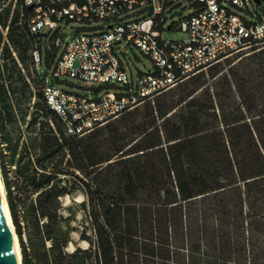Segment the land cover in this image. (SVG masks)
Here are the masks:
<instances>
[{
	"label": "trees",
	"instance_id": "16d2710c",
	"mask_svg": "<svg viewBox=\"0 0 264 264\" xmlns=\"http://www.w3.org/2000/svg\"><path fill=\"white\" fill-rule=\"evenodd\" d=\"M6 1L0 173L22 264H52L76 230L89 264H264V47L145 102L138 119L71 135L35 67L32 9L18 0L11 16ZM37 48L54 61L52 39Z\"/></svg>",
	"mask_w": 264,
	"mask_h": 264
},
{
	"label": "built area",
	"instance_id": "2783aa9c",
	"mask_svg": "<svg viewBox=\"0 0 264 264\" xmlns=\"http://www.w3.org/2000/svg\"><path fill=\"white\" fill-rule=\"evenodd\" d=\"M263 1L196 0L193 13L176 23L188 33L181 40L163 36L164 22L172 12L181 10L183 14L180 0L23 3L32 9L29 25L35 34L32 54L36 69L41 72L43 61L38 44L52 39L57 53L62 50L54 69L44 75L46 101L60 115L66 134L83 136L147 101L154 102L161 93L234 53L263 48L264 14L258 10ZM251 5L258 18L242 15L254 16ZM96 21L101 25L94 30L71 26ZM0 28L7 37L8 26ZM66 31L69 34L63 36ZM129 46L138 47L154 68L139 71L137 78L129 75ZM63 76L92 84L93 92L81 94L63 88ZM114 83L121 85L118 92L109 90Z\"/></svg>",
	"mask_w": 264,
	"mask_h": 264
},
{
	"label": "rangeland",
	"instance_id": "374dc122",
	"mask_svg": "<svg viewBox=\"0 0 264 264\" xmlns=\"http://www.w3.org/2000/svg\"><path fill=\"white\" fill-rule=\"evenodd\" d=\"M181 1H182V5H181L182 7L181 8L183 9V14L177 15L173 18L168 17L164 22L163 36L165 39L181 40V39H187L188 38V33L183 31V30H179L176 27V23L180 22L181 20L185 19L186 17H188L190 14L193 13V11H194V5L193 4L196 0H190L188 2H185V0H180V2ZM7 3H10V5H11V8H12L11 16H12L13 11L17 8L18 0H7L6 4ZM250 8L252 11L254 10L252 5L250 6ZM233 10L238 12V13L240 12L239 9H237L236 7H233ZM258 10H259V14H264V1L260 4ZM253 13H254V16H252L251 14H248V13H242V15H245L248 18H252V17L258 18V13L256 11H253ZM100 25H101V22L96 21L95 23H78L77 22V23L72 24L71 26L88 28L89 30H94ZM168 25H172L171 29L168 28ZM5 28L6 27H2L3 30H5ZM2 34H3V40L7 41V37L4 36L3 32H2ZM6 36H7V34H6ZM51 49H52V47H51ZM128 52H129V54H128L129 63L126 62V68H127L129 75L133 74L134 78H137L139 71H146L147 69H153L154 68L152 66L151 62L148 60V58L143 54V52L138 47L134 46L133 48H131L129 46ZM61 53H62V50L59 51L55 55L54 61L52 63H48L47 62V51L44 50L43 61H42V64L40 66L41 71L44 73H46L48 70L52 71L54 69L56 61L60 57ZM241 53H244L243 55H247V54L251 53V50H244L241 52L234 53L233 55H231V56H229V57H227L221 61L224 62L227 59H235V61H236L239 59L238 56ZM122 56L124 58L123 54H122ZM0 62H2L1 51H0ZM61 78L63 80H66L64 82V85H63V88H65V89H68V90L74 91V92H78L81 94H91L93 92V85L86 83L84 80H81L78 78H70V77H66V76H63ZM114 84L115 85H112L109 88V90H111L113 92H118L120 90V88L118 86H121V85L119 83H114ZM180 84H177L176 86L168 89L167 91H165L163 93L175 90ZM145 104L146 103H143V104L137 106L136 108L123 113L119 117L111 120L107 124L100 126L97 129L105 128L109 123L120 125L123 123L125 116L129 113H132V112L138 111V114L134 118L140 117L139 115H142L144 112ZM107 145L111 146V142H109V143L107 142ZM106 149H109V148L105 146V150ZM83 198H84V195L81 192H78L75 194V201H81ZM63 204L65 206L72 205L73 210L76 212V220L72 221V224L76 225L77 227L82 226L84 219H85V216H86L84 211L82 209H79V207L74 204V202L72 201L70 196H67L63 199ZM63 212L65 213V215H68L70 213L67 209L63 210ZM72 237H73V241L70 242L67 247L60 248L57 251V253L55 254V256L52 259V264H89L90 260L94 257L93 250L89 249L86 251H75V249L78 246L81 248H88L89 247L88 241L81 240L79 237V232L77 230L73 231Z\"/></svg>",
	"mask_w": 264,
	"mask_h": 264
},
{
	"label": "water",
	"instance_id": "95a60500",
	"mask_svg": "<svg viewBox=\"0 0 264 264\" xmlns=\"http://www.w3.org/2000/svg\"><path fill=\"white\" fill-rule=\"evenodd\" d=\"M181 10H175L170 15L173 18L175 15H181ZM170 28V25H168ZM69 31L63 33L67 36ZM75 65H78L76 62ZM0 264H18L15 255V249L12 241L11 228L5 213L4 205L0 197Z\"/></svg>",
	"mask_w": 264,
	"mask_h": 264
},
{
	"label": "bare ground",
	"instance_id": "6f19581e",
	"mask_svg": "<svg viewBox=\"0 0 264 264\" xmlns=\"http://www.w3.org/2000/svg\"><path fill=\"white\" fill-rule=\"evenodd\" d=\"M0 197L2 199L4 209H5V213L7 215L8 222H9V225L11 228L12 241H13V245H14V249H15L16 260H17L18 264H22L21 247L19 244V239H18L17 233L15 231V226H14L13 221H12V217H11V213H10V209H9L7 197H6L5 186H4L2 177H1V173H0Z\"/></svg>",
	"mask_w": 264,
	"mask_h": 264
}]
</instances>
